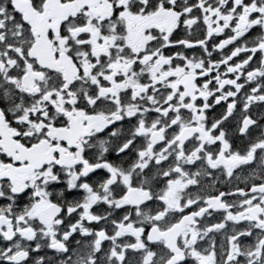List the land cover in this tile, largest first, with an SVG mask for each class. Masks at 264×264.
<instances>
[{"label":"snow or ice","instance_id":"6c2138e0","mask_svg":"<svg viewBox=\"0 0 264 264\" xmlns=\"http://www.w3.org/2000/svg\"><path fill=\"white\" fill-rule=\"evenodd\" d=\"M0 264H264V0H0Z\"/></svg>","mask_w":264,"mask_h":264}]
</instances>
